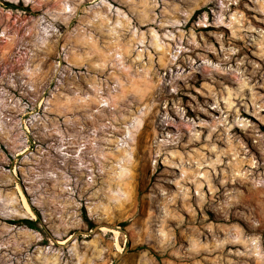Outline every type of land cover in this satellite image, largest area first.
<instances>
[{
    "label": "rangeland",
    "instance_id": "rangeland-1",
    "mask_svg": "<svg viewBox=\"0 0 264 264\" xmlns=\"http://www.w3.org/2000/svg\"><path fill=\"white\" fill-rule=\"evenodd\" d=\"M0 264H264V0H0Z\"/></svg>",
    "mask_w": 264,
    "mask_h": 264
},
{
    "label": "trees",
    "instance_id": "trees-1",
    "mask_svg": "<svg viewBox=\"0 0 264 264\" xmlns=\"http://www.w3.org/2000/svg\"><path fill=\"white\" fill-rule=\"evenodd\" d=\"M12 223L21 225L24 224L30 228L39 229L38 221L34 220L33 218H17L11 221ZM90 227H92L94 224L92 221L88 220ZM127 222H122L120 225H125Z\"/></svg>",
    "mask_w": 264,
    "mask_h": 264
},
{
    "label": "bare ground",
    "instance_id": "bare-ground-1",
    "mask_svg": "<svg viewBox=\"0 0 264 264\" xmlns=\"http://www.w3.org/2000/svg\"><path fill=\"white\" fill-rule=\"evenodd\" d=\"M26 149H27V148L23 149V150L21 151V153L25 152ZM13 171H14V170H13ZM18 187H19V186H18ZM30 213H31V212H30ZM31 216H32V215H31ZM101 228H102V230H109V231H110V230H113V231H115V232H118L116 229L108 228V227H105V226H102ZM66 240H67V239H66ZM59 242H65V239H63V240H61V241L59 240Z\"/></svg>",
    "mask_w": 264,
    "mask_h": 264
},
{
    "label": "water",
    "instance_id": "water-1",
    "mask_svg": "<svg viewBox=\"0 0 264 264\" xmlns=\"http://www.w3.org/2000/svg\"><path fill=\"white\" fill-rule=\"evenodd\" d=\"M98 225H96V227H97Z\"/></svg>",
    "mask_w": 264,
    "mask_h": 264
}]
</instances>
